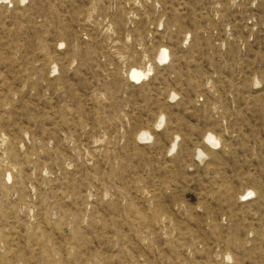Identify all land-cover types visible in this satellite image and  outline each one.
<instances>
[{
	"label": "rangeland",
	"instance_id": "374dc122",
	"mask_svg": "<svg viewBox=\"0 0 264 264\" xmlns=\"http://www.w3.org/2000/svg\"><path fill=\"white\" fill-rule=\"evenodd\" d=\"M0 264H264V0H0Z\"/></svg>",
	"mask_w": 264,
	"mask_h": 264
},
{
	"label": "bare ground",
	"instance_id": "6f19581e",
	"mask_svg": "<svg viewBox=\"0 0 264 264\" xmlns=\"http://www.w3.org/2000/svg\"><path fill=\"white\" fill-rule=\"evenodd\" d=\"M168 57H169L168 50L166 48H163V51L158 56L157 60L160 62H164L166 60V58L168 59ZM146 75H148L146 70H143V69L138 68V67H132L129 70L128 77L132 82H134V81L136 82V81H139L141 79H144V77L146 78ZM143 137L149 139L150 135L145 133V135H143ZM207 140L209 143H212V144H216L218 142L217 139L215 138V136H213L211 134H209L207 136Z\"/></svg>",
	"mask_w": 264,
	"mask_h": 264
},
{
	"label": "snow or ice",
	"instance_id": "6c2138e0",
	"mask_svg": "<svg viewBox=\"0 0 264 264\" xmlns=\"http://www.w3.org/2000/svg\"><path fill=\"white\" fill-rule=\"evenodd\" d=\"M251 195V194H250Z\"/></svg>",
	"mask_w": 264,
	"mask_h": 264
}]
</instances>
